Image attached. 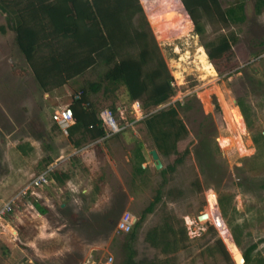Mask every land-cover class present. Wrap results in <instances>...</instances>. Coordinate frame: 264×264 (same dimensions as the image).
Listing matches in <instances>:
<instances>
[{"label": "rangeland", "instance_id": "rangeland-1", "mask_svg": "<svg viewBox=\"0 0 264 264\" xmlns=\"http://www.w3.org/2000/svg\"><path fill=\"white\" fill-rule=\"evenodd\" d=\"M137 1L175 89L160 107L191 101L187 110L178 111L186 135L175 146L177 152L188 153L165 176L161 200L137 232L136 259L233 264L222 243L230 237L241 255L249 251L246 264H264V7L256 15L255 0H217L221 11L240 2L243 20L224 24L212 12L203 15L200 40L181 0ZM0 28V209L44 170L68 176L62 186L49 179L0 217V264H118L124 235L115 231L117 220L123 213L138 220L161 183L158 172L175 157L158 155L161 168L154 170L149 156L154 149L122 88L90 97L97 111L118 106L111 115L120 130L103 144L73 150L50 116L67 106L81 85L98 82L104 69L95 67L44 94L17 52L2 14ZM220 35H231L234 42L209 61L201 44ZM136 141L145 160L141 167L147 170L139 178L132 177L129 162ZM73 155L77 159L72 162ZM46 158L51 162L44 169ZM209 199H215L213 208ZM32 201L46 213H36ZM202 214L206 220L197 221ZM214 215L223 231L216 228ZM164 222L183 229L184 235L177 234L175 245L162 252L161 245L146 243L144 235ZM16 229L24 230L22 236Z\"/></svg>", "mask_w": 264, "mask_h": 264}, {"label": "trees", "instance_id": "trees-1", "mask_svg": "<svg viewBox=\"0 0 264 264\" xmlns=\"http://www.w3.org/2000/svg\"><path fill=\"white\" fill-rule=\"evenodd\" d=\"M181 4L192 24L194 35L200 40L205 33L201 22L203 15L212 12L224 24H237L243 20L242 5L238 1L223 11L217 0H181ZM263 7L264 0H255L256 15L260 14ZM0 14L4 16L6 27L13 34V44L40 92L48 94L95 67L104 69L98 82L81 85L67 105L73 124L66 129L65 139L73 150L78 151L89 143L100 141L103 144L106 141L98 118L99 111L90 97L99 91L113 94L122 88L129 105L138 103L143 116L140 123L157 155L175 157L171 164L158 172L161 183L154 189L152 200L134 222L130 232L123 236L118 262L164 264L155 260L136 259L133 244L145 216L151 214L161 200L165 176L172 174L188 153L187 150L177 152L175 146L186 135L178 111L187 110L191 99L186 98L182 103L175 102L155 111L156 107L164 105L174 96L175 89L138 1L0 0ZM0 32H3L2 28ZM233 42L231 35H220L214 41L203 42L201 47L207 60L213 61L228 51ZM117 108L112 106L110 112H115ZM243 118L246 122L244 115ZM205 152L207 156L210 155L208 150ZM129 156L132 177L145 175L147 170L141 167L145 160L139 142H133ZM76 159V155H73L70 161ZM50 162V159H44V169ZM206 174L212 176V171L208 170ZM48 176L57 186H62L68 180L66 173L55 169H51ZM195 182L199 189L198 181ZM260 187L264 190V183ZM31 205L36 213H46L37 201H32ZM23 231L16 229L15 233L22 236ZM181 232L184 235L183 229L176 231L171 223L164 222L148 230L144 241L153 248L161 245L162 252H165L167 246L175 245V237ZM247 254L249 251L242 255L243 264L248 261Z\"/></svg>", "mask_w": 264, "mask_h": 264}, {"label": "built area", "instance_id": "built-area-1", "mask_svg": "<svg viewBox=\"0 0 264 264\" xmlns=\"http://www.w3.org/2000/svg\"><path fill=\"white\" fill-rule=\"evenodd\" d=\"M131 110L135 114V121H141L143 119L142 113L139 109V105L137 102H133L131 104ZM98 118L101 121V126L104 130L105 138H108L109 136L120 130V128H117L118 124L114 122L111 112L109 110L99 111ZM50 120L60 129L63 135H66V129L73 124V118L67 106L55 109L50 116ZM49 172L50 169H47L32 177L16 193V195H14L9 201H7L2 206V208L0 209V217L10 213L12 211V206L15 205V202L25 197L33 189L47 186L49 184ZM134 222V219L128 213H123L120 215L119 219L115 224V231L125 235L130 232Z\"/></svg>", "mask_w": 264, "mask_h": 264}, {"label": "water", "instance_id": "water-1", "mask_svg": "<svg viewBox=\"0 0 264 264\" xmlns=\"http://www.w3.org/2000/svg\"><path fill=\"white\" fill-rule=\"evenodd\" d=\"M160 109H162V107L158 106L156 107L155 111L160 110ZM149 156L152 161L154 170L156 171L160 170L161 163H160V160L158 158L156 151L151 150L149 152ZM215 203L216 202L214 199L213 205ZM205 220H206V214H202L197 217V221H205ZM214 224L219 231L224 230V225L222 224V222L217 216H214ZM222 243L233 264H243L244 263L241 253L238 251L237 247L235 246L234 242L230 239V237L228 239H222Z\"/></svg>", "mask_w": 264, "mask_h": 264}, {"label": "bare ground", "instance_id": "bare-ground-1", "mask_svg": "<svg viewBox=\"0 0 264 264\" xmlns=\"http://www.w3.org/2000/svg\"><path fill=\"white\" fill-rule=\"evenodd\" d=\"M210 201V204H211V207L213 208V202H214V199H209ZM215 216V215H214ZM214 216H213V219H214ZM206 218H207V215H206Z\"/></svg>", "mask_w": 264, "mask_h": 264}, {"label": "crops", "instance_id": "crops-1", "mask_svg": "<svg viewBox=\"0 0 264 264\" xmlns=\"http://www.w3.org/2000/svg\"><path fill=\"white\" fill-rule=\"evenodd\" d=\"M46 96V95H45ZM79 151V150H78Z\"/></svg>", "mask_w": 264, "mask_h": 264}]
</instances>
